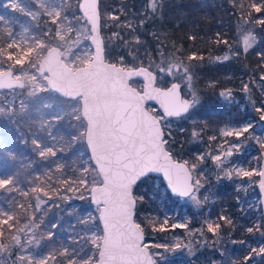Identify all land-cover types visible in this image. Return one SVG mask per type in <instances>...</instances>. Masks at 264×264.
Returning a JSON list of instances; mask_svg holds the SVG:
<instances>
[{
  "label": "trees",
  "instance_id": "1",
  "mask_svg": "<svg viewBox=\"0 0 264 264\" xmlns=\"http://www.w3.org/2000/svg\"><path fill=\"white\" fill-rule=\"evenodd\" d=\"M24 2L27 8L33 9L30 0ZM250 2L161 0L162 9L158 14L149 16L143 27L137 26L133 33L141 41L138 45H132L136 56L133 60V56L129 55V47L124 46L121 39H112V35L119 32L121 37L131 39L130 29L121 25L129 20L138 25L139 20L144 18L141 12L146 9L149 0H100L101 32L105 41V56L109 62H120L123 57L129 65L148 66L153 63L149 69L155 71L154 63L161 60L162 51L165 56H179L185 63L193 65L194 83L200 95V103L191 119L171 117L176 122L173 134L170 129H164L165 138L169 140L166 147L172 149L176 159L189 161V166L196 163L197 173L204 170L206 173L210 166L211 160L206 154L216 148L217 135L224 124L259 119L260 113L255 108L264 107L257 88L260 82H264L260 79L264 75V29L248 23L240 15L239 5H245L246 10ZM77 5L69 3L65 8L73 19L80 14ZM18 14V11H7L10 17H17ZM111 15L118 16L119 20L110 19ZM47 18H39L30 25V32L36 39L43 41V46L26 63L31 69L35 66L37 68L46 51L58 40L55 39L54 25ZM20 19L30 23L29 19ZM8 32L5 20L0 17V67L12 68L15 72L18 65L7 55L19 50L9 45ZM248 32L255 36V41L245 51L243 37ZM189 36L195 39H189ZM193 53L197 59L188 61L187 57ZM217 57L227 59L217 60ZM79 65H84V61L79 62ZM132 82L135 85L140 83ZM212 82H215L214 87H209ZM245 84L256 89L253 106L247 101V92L243 91ZM225 89H231L239 102L223 103L219 93ZM9 91L4 90L3 93ZM21 91L26 97V105L15 103L0 112V243L6 247L0 253V258L5 257L11 264H15L19 250L21 254L25 246L32 245L41 255L57 254L56 260H50L49 264H67L68 257L58 255L64 248L69 249V255L75 256L77 260L91 257L95 263L99 248L91 242L88 233L97 230L102 234V228L98 218L99 210L93 204L90 192L99 183L100 176L85 142L87 125L80 113L79 99H66L49 90L28 93L25 88ZM182 91L187 94L183 86ZM46 98H50L53 104L46 105ZM194 128L200 132L195 140L191 137ZM213 135L217 136L214 141L209 139ZM199 154H205V162L197 161ZM149 177L138 189H134V195L144 197L142 202L137 203L135 219L145 228L146 244L175 243V237L178 236L176 230L152 232L148 223L155 217L151 212L150 201L157 199L160 190L155 187V180L160 178ZM84 179H87L85 183ZM203 182L206 184L205 190L209 186L216 187L210 191L215 197L212 206L207 203L203 205L204 210L210 209L208 217L214 214L219 217L221 210L225 209V213H230L234 227L219 221V239L212 241L213 236L209 233L210 238L204 242H195L193 250H186L185 255L178 257L176 253L167 252V264H229V252L225 253L224 249L231 245L232 240H243L249 244L256 240L264 243L258 231L247 232L249 219L239 211L235 187L225 181L216 185L207 173ZM161 186L165 184L161 182ZM166 194L172 202L178 200L167 189ZM91 210L94 212L93 217L85 218L84 215ZM261 220L264 226L262 215ZM53 224L55 228H52ZM182 230H179V237L187 238ZM49 232L53 233L51 239L48 238ZM16 238H19V244ZM246 243L234 246L233 254L238 264H243L240 257L247 254L244 251ZM150 251L157 253L164 250L150 248ZM260 258L264 264V256Z\"/></svg>",
  "mask_w": 264,
  "mask_h": 264
},
{
  "label": "snow or ice",
  "instance_id": "2",
  "mask_svg": "<svg viewBox=\"0 0 264 264\" xmlns=\"http://www.w3.org/2000/svg\"><path fill=\"white\" fill-rule=\"evenodd\" d=\"M81 4L84 0H81ZM88 7L91 9L88 15V23L91 24V43L95 46V52L92 54V62L96 65L98 74L105 85L106 111L104 112V126L101 130L102 145L98 157L97 167L100 170L101 179L92 189L91 199L97 206L103 223V235L93 237V243L101 247L99 241H103V251L100 253L99 264H167L165 253L175 251L181 247L189 248V245L176 243H152L145 244V228L141 222L134 219L135 210L138 202H142L144 197L134 195V189H138L147 179H150V173L162 174L163 180L167 182V187L171 193L180 198H187L197 208L202 207L208 197L203 200L198 195L201 188L204 187L202 180L203 172L197 173V164L192 163L189 166L187 160H177L170 147L169 140L165 138L163 121L168 117H177L191 119L194 110L200 103V95L194 83L192 72L193 65L185 63L179 56H165L161 51V60L154 63V71L148 66L129 65L120 58L117 63L107 62L104 55L103 41L98 34L99 14L97 11L96 0H91ZM241 18L248 23L255 24L264 29V0H251L246 6L241 4ZM162 9L161 0H149L146 9L142 10L144 17L139 20L138 25L129 20L122 27L130 29L131 39L120 36L119 32L113 33L112 39L123 40L124 46L129 47V55L136 59L135 50H132L133 44H140L138 36L133 35L137 26L143 27L149 16H155ZM110 19L116 21L119 17L111 15ZM189 39H195L189 36ZM255 36L248 32L243 37L244 50L252 47ZM227 41H225L226 43ZM179 51V49H177ZM264 55V54H262ZM151 59V58H150ZM197 59L195 53L187 57L188 61ZM203 59V57H199ZM217 60L227 59V57H217ZM157 73L161 75H157ZM134 77H142L143 85L141 90L129 83ZM165 77H172L167 82L170 86L162 87L157 84L158 79L164 81ZM264 80V75H261ZM215 82L209 84L214 87ZM182 86L187 89V95L181 94ZM244 92L249 91L247 84L243 87ZM225 100H231V89H225L219 93ZM147 101H155L162 114L152 107H146ZM255 111L260 113V121H264V107H256ZM195 124V121H193ZM255 127L253 123H245L235 127H226L220 130L222 137H234L240 144L231 143L228 147L220 145V149L215 154H206L211 159L212 164L218 170V178H227L229 180L236 177L252 176L260 177L259 187L264 193V169H244L232 167L227 158L239 152L244 140L252 138L250 129ZM249 133V136H245ZM170 135V133H168ZM200 135L198 129L194 128L191 137L193 140ZM210 140H216L215 135L209 137ZM260 147L264 149V139L257 138ZM225 144L228 141L225 140ZM205 154L197 155V161L205 162ZM227 165V166H226ZM223 174L221 177L220 174ZM219 221L233 226V221L227 215H220ZM5 223L7 221H4ZM190 219L182 222L171 223V229L189 230ZM152 232L164 233L169 230V218L165 217L162 221L152 217L148 221ZM56 225L53 224L52 228ZM213 236H219L221 224L217 220L205 218L202 221L201 228L198 231L203 234L204 229ZM258 231L261 237H264V226L256 223L253 227H248L247 232ZM53 233H48L51 239ZM239 243H246L241 240ZM19 244V238H16ZM237 243V241H233ZM155 248L163 249V252L150 253L145 249ZM6 247L0 243V253L4 252ZM252 254L264 256V245L250 248V254L244 257L243 264L251 260ZM57 254H49L47 257H19L21 260H27L28 264H49V261H55ZM59 256H67V264H93L91 257H81L79 260L75 256L69 255V249H61Z\"/></svg>",
  "mask_w": 264,
  "mask_h": 264
},
{
  "label": "rangeland",
  "instance_id": "3",
  "mask_svg": "<svg viewBox=\"0 0 264 264\" xmlns=\"http://www.w3.org/2000/svg\"><path fill=\"white\" fill-rule=\"evenodd\" d=\"M30 1L32 2L33 9L27 8L24 0H0V9H1L0 17L5 20V23L9 29L8 32L10 36L9 45H14L19 50L17 53H10L7 55L8 57L13 58L15 63L18 65L17 71H15L16 77L24 80L27 83L26 88L28 89V93H33V92L45 91L49 89L47 84L48 75L39 73L38 71L39 65L37 66V68L35 66L34 69H31L26 64L29 62L30 57L33 56L43 46V41L40 39H36L35 36L30 32V25L32 21H37L39 20V18L49 17V19L47 18L48 19L47 21L53 23L55 35H56L55 39H58L55 43L52 44V46H57L61 49L65 62L74 69L80 67L79 62H81L82 60L84 61V65H87L91 62L93 48L90 45L91 27L88 21L86 20V18L83 17L82 14L80 13L77 15L76 19H73L70 16V14H68L67 11L65 10V8L68 7L69 3L77 5V0H30ZM80 2L81 0H79L78 2L77 5L78 8ZM8 10L18 11L19 14L17 15V17L7 16ZM20 17H22L23 19L25 18L29 19L30 23L28 21H22ZM117 64L119 65V62H117ZM3 70L6 69L0 67V71ZM157 75H161V74L157 73ZM171 80L172 77H165L164 81L158 79L157 84L162 87H167L170 86V83L167 82ZM135 86L137 88L139 87V89L141 90L142 84L137 83ZM257 88L259 91L258 93L260 96L259 98L261 100V103H264V82H260ZM183 95L185 94L183 93ZM231 95H232L231 100H225L224 98L221 97V101L225 104H230L233 102L238 103L239 99L233 96L232 91H231ZM255 95H256V89L254 90L252 88H249V91L247 92V101L249 104H251L250 106H253L256 101ZM25 101H26V97L22 93L21 89H13L5 93H3L2 91L0 93V112L3 111L6 108V106L11 107L15 103H19L20 106H24L26 105ZM44 102L46 105L53 104V101H51L50 98H46ZM79 103H80V99H79ZM148 107H152L157 110L158 114H162L158 106L148 105ZM162 123L164 124L165 129L166 128L170 129V132H172V130H175L174 126L176 122L171 117H168L166 121H163ZM245 123H253L255 125V127L250 129L252 138L244 140V138L242 137L241 140H243V144L241 145L239 152H235L234 150V155L230 158H227V160L231 164V166L235 168L260 170L261 162L264 158L263 157L264 149H262L259 143L257 142V138L264 139V121H260V119L255 118L240 123L224 124L219 129V133L217 135L218 142H216V148L211 153L215 154L216 151L220 149L221 144H224V147H228L229 144L231 143L240 144V141H236L234 137H227V138L222 137L220 135V130L229 126L235 127ZM245 136H249V133H246ZM250 139H252L253 142L252 144H250ZM225 140L228 141V144H225ZM210 163L211 164L209 167H207L206 173L207 176L210 175L211 180H213L216 185L225 181L226 183H230L233 187H235V191L237 192L236 201L238 202L239 205V211L242 212L243 217L249 219L248 227H253L256 223L261 224L262 223L261 215L263 216V212L261 207V196L259 194L257 187L260 177L252 176L251 178H247V177L242 178V177L233 176V179L231 180L227 178H218L217 176L218 170L215 168L212 162ZM88 166L89 164L86 165L87 168ZM206 173L204 170L203 174L206 175ZM220 175L221 177L223 176L222 173ZM86 181L87 179H84V183ZM161 182H163L161 178L155 180V187L160 188V190H158V195L156 196L157 199L154 202L152 200L150 201V205L152 207L151 212L155 215V217L158 220L162 221L165 217L169 218L170 223L168 227L170 231L173 230L171 229V223L173 222H182L188 219H190L191 221L189 224V229L191 231L185 229L182 230L183 233L187 234L188 236L187 238L184 237L180 238L179 237L181 233V231H179L180 229H174L178 233L177 234L178 236L175 237L176 242L179 241L181 245H189L190 247V250L189 248L181 247L180 249H177L175 251H171V250L169 251V254L176 253L177 256L179 257L181 255H185L186 250L192 251L195 242L198 241L204 242V240L210 238V236L212 235V234L209 235V233L206 231V228L204 229L203 234H201V232L198 231V229L201 228L203 219L210 218L213 220H217L219 222L218 217H216L215 214L212 217H208L210 211L209 208H207L206 210L203 209L204 203H207L209 206H212V201L213 202L215 201V197L210 193V191L215 190L216 187L211 188L209 186L208 189L205 190L204 187H206V184L205 182H203L204 187L200 189L198 195L202 200L203 197L207 196L208 200L203 203L202 207L197 208L187 198L179 197L176 202H172L171 199L167 197L166 194L167 188H165L166 185L161 186ZM255 191L258 193H256ZM93 214L94 212L93 210H91L90 212L86 213L84 217L85 218L93 217ZM225 214H227V216L231 218L230 213L229 212L225 213V209H222L221 215H225ZM248 227H246V229ZM88 234L91 239V242H93V237L102 236L103 231L102 234H100L97 230H93ZM216 239H219V236L212 237V241ZM101 241H99V243H101ZM239 244H240L239 242L233 243L232 240L231 245H229L224 249L225 253H227V251L229 252V260H228L229 264H238L236 258H234L235 255L233 253H234V246ZM246 245L247 248H245L244 251H246L247 254L244 253L243 254L244 257L250 254V248L262 246L264 245V243L261 244L259 243V241L256 240L255 243L253 244L246 243ZM247 249H249V252L247 251ZM21 256H26V257L31 256L34 258L47 257L45 255H41L38 252L37 248H35L32 245L25 246L23 253L21 254L19 250V253L16 255L15 258V264H28L27 260H21L19 258ZM244 257H240V259H242V263ZM252 257L253 258L249 260L247 264H263L261 262V258H260L261 256H256L255 254H252ZM189 263L190 262H188V264ZM0 264H11V262L8 261L7 258L2 257L0 258Z\"/></svg>",
  "mask_w": 264,
  "mask_h": 264
},
{
  "label": "water",
  "instance_id": "4",
  "mask_svg": "<svg viewBox=\"0 0 264 264\" xmlns=\"http://www.w3.org/2000/svg\"><path fill=\"white\" fill-rule=\"evenodd\" d=\"M90 2L91 0H84L83 4L80 3V12L86 18L87 21L88 15L86 13H89L91 11V9L88 7ZM96 3L97 11L99 14L98 34L103 41L105 55V43L101 34V14L99 9L100 0H96ZM89 25L90 27H92L91 24ZM90 45L93 48L94 53L95 46L91 43V39ZM106 61L109 62L107 59ZM38 71L40 74L48 75L47 84L49 90L67 99H80L81 115L87 125L85 132V142L92 163L97 169L101 178L100 170L97 167V164L99 153L101 151V145L103 143L101 138V130L104 126V112L106 111L107 104L105 95V85L103 84L101 77L98 74L96 65L91 60L89 64L74 69L65 62L61 49L57 46H52L47 50L45 56L41 59ZM132 80H138L142 83V85L144 83L142 77H134L132 78ZM132 80H130L129 83H132ZM26 87L27 83L20 78H16L13 69H6L0 71V92L16 88L24 89ZM137 89L140 90L139 88ZM181 94L183 95L182 90ZM148 105H155L159 107V105L155 101H147L145 106L148 107ZM160 111L162 112V109H160ZM261 169H264V158L261 162ZM151 175L161 178L164 184L166 185L167 190L171 193V190L167 187V182L163 180L162 174L150 173L149 176ZM259 182L257 184V187L261 196V207L264 219V193H262L260 190ZM95 186L96 185L91 188L90 197L92 195V189ZM171 195L173 197H177L172 193ZM99 216L100 212L98 214V218ZM99 221L101 224L102 231L104 232L103 223L100 219ZM100 245L101 247H99L98 251V260L94 264H99L100 253L103 251V241H101ZM145 250L151 253L150 248Z\"/></svg>",
  "mask_w": 264,
  "mask_h": 264
},
{
  "label": "flooded vegetation",
  "instance_id": "5",
  "mask_svg": "<svg viewBox=\"0 0 264 264\" xmlns=\"http://www.w3.org/2000/svg\"><path fill=\"white\" fill-rule=\"evenodd\" d=\"M79 9H80V5H79ZM51 48V47H50ZM47 52V51H46ZM46 54V53H45ZM63 55V54H62ZM64 58V57H63ZM15 76H16V74H15Z\"/></svg>",
  "mask_w": 264,
  "mask_h": 264
}]
</instances>
